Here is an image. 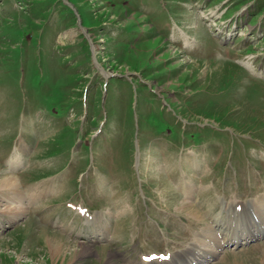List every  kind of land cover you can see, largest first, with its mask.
Returning <instances> with one entry per match:
<instances>
[{
    "label": "rangeland",
    "instance_id": "374dc122",
    "mask_svg": "<svg viewBox=\"0 0 264 264\" xmlns=\"http://www.w3.org/2000/svg\"><path fill=\"white\" fill-rule=\"evenodd\" d=\"M0 166L21 183L0 211L25 209L0 213V264H61L41 228L96 249L65 264H103L105 247L115 264L168 261L219 230L221 198L264 195V0H0ZM154 249L169 253L141 258ZM203 264H264V235Z\"/></svg>",
    "mask_w": 264,
    "mask_h": 264
},
{
    "label": "bare ground",
    "instance_id": "6f19581e",
    "mask_svg": "<svg viewBox=\"0 0 264 264\" xmlns=\"http://www.w3.org/2000/svg\"><path fill=\"white\" fill-rule=\"evenodd\" d=\"M187 43L189 44L190 42L187 41ZM193 156L187 158L188 160L190 159V163L192 164L196 163V160H195L196 156L195 157ZM15 159H17V154L13 155L12 162L16 163ZM195 168H198V165H196ZM2 169L0 166V194H5V192H7L9 194H16V195L18 193L19 195V192H21L20 178L17 177L15 174L9 173L7 171H4L5 173H3ZM39 193L42 194L43 191H39ZM32 194L33 193H31L30 195ZM7 199L8 200L6 201L9 202V205L4 211H0V213H7V212L11 213V216L9 217L8 221L12 220L13 222V219L25 213V209L22 205L20 206L17 205L16 202H18V200L15 201V199H12L11 196L8 197ZM21 199L22 198L19 199V202H21ZM255 199H258V200L254 201V203L250 202L249 205H245L244 208H243L244 205L242 206L238 205V206L231 208L229 204L225 201L220 211L218 210L219 212L217 211L218 213L216 212V214L212 216L213 222L215 223V225L218 224L219 230L217 229L214 230L209 224L207 225L205 224V226L203 227L200 233L204 231L206 238L211 237L212 238L211 241L214 242V245H217V246H219V243H216V237H218L220 242L223 241V243H227L230 241L236 242L241 236L251 237L256 234H261L262 232L264 233V195H260L259 197ZM177 207L181 211H185L188 214H191L195 217L201 218L203 216L202 207L199 206L198 204L194 205L193 203H191L190 201L186 199L181 200V202L179 203ZM7 217H3V218L7 219ZM97 221L99 222L98 226L104 231H106L107 223H102V217L97 218ZM210 223H211V220H210ZM226 224L229 226L227 230L220 228V226H223V225H225L226 227ZM92 228H95V227L91 226L90 229ZM215 231H219L218 236L216 235ZM40 235L42 236L43 243H44L43 251H45L46 256H49V259L52 260L54 263H57L59 261L62 262L61 264L72 263L76 257L85 256V255L87 256L90 253L92 254V252L95 253V250H96V249H93L91 245H88L86 243L76 244L75 247L72 248L70 247V241H68L67 238L65 239L63 236H61V234L59 235L57 233L56 234L50 233L47 229H44V228L40 229ZM206 238L201 236V238L197 240V243L193 244L192 246L191 245L183 246L179 250V252H174L171 258L168 259V261H164V260L160 261L158 259H151L150 262L149 261H145V262H148V263L154 262V264H200V263H203L208 259V256L210 254L216 255V252H217V249L215 247H214L215 250H213L212 252H208V250L205 247L202 249L196 248V246H200L199 243H204L203 241H201V239H204L206 241ZM185 248H188V249L183 250ZM100 249L101 250L98 251V254L97 252L96 254L97 256H100V260H103V264H115L112 251H109V249L106 247L100 248ZM153 260H156V261H153ZM45 261H46V258L42 259L41 264H43Z\"/></svg>",
    "mask_w": 264,
    "mask_h": 264
}]
</instances>
